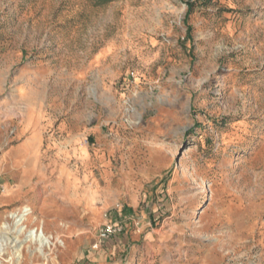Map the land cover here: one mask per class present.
<instances>
[{
  "label": "rangeland",
  "instance_id": "obj_1",
  "mask_svg": "<svg viewBox=\"0 0 264 264\" xmlns=\"http://www.w3.org/2000/svg\"><path fill=\"white\" fill-rule=\"evenodd\" d=\"M0 162V264H264V0H0Z\"/></svg>",
  "mask_w": 264,
  "mask_h": 264
},
{
  "label": "crops",
  "instance_id": "obj_2",
  "mask_svg": "<svg viewBox=\"0 0 264 264\" xmlns=\"http://www.w3.org/2000/svg\"><path fill=\"white\" fill-rule=\"evenodd\" d=\"M0 164H2V162H0ZM1 167H2V165H0V169H1ZM18 168L20 171V168H25V167L20 165V164L15 163L13 165L12 169L17 171ZM25 169H29V168H25ZM31 171H34L33 168H30L29 172L31 173ZM27 177H29V176L24 175V178H27ZM9 198L10 197H8V196H0V207L6 202V200H9ZM94 201H95L94 196H88L87 201L81 202V204L77 205L76 207H77V209H80L82 206L83 209H87L91 213H96V210L94 207L95 206ZM88 204H90V205H88ZM1 220H2V213L0 212V223L2 224ZM94 241H95V239H94ZM94 241L92 242L90 247L87 249L85 257H84V259L86 261H88V264H119V262H121L122 256H120V255L125 250V244H124L125 241H123L119 238H114V239L110 240L109 242H107L106 245L101 250H99L97 252H94L91 249ZM113 259L114 260L116 259L117 261H114V263H109V261H111Z\"/></svg>",
  "mask_w": 264,
  "mask_h": 264
},
{
  "label": "bare ground",
  "instance_id": "obj_3",
  "mask_svg": "<svg viewBox=\"0 0 264 264\" xmlns=\"http://www.w3.org/2000/svg\"><path fill=\"white\" fill-rule=\"evenodd\" d=\"M32 210L29 208H24L20 213H15L11 216V218L15 221V224L18 228V232H24L28 229L27 227V219L31 215ZM2 230L0 231V235L3 234V230H8V224L2 225ZM4 237V236H3ZM31 237L35 238V241H39L41 245V250L45 247L52 248L55 244L49 240V237L47 238L44 232L43 227L34 228L31 230ZM16 244V243H15ZM43 254V251L41 252Z\"/></svg>",
  "mask_w": 264,
  "mask_h": 264
},
{
  "label": "built area",
  "instance_id": "obj_4",
  "mask_svg": "<svg viewBox=\"0 0 264 264\" xmlns=\"http://www.w3.org/2000/svg\"><path fill=\"white\" fill-rule=\"evenodd\" d=\"M126 228L122 221L107 220L97 231L95 241L92 245V251L97 252L101 250L107 242L114 238H119L125 234Z\"/></svg>",
  "mask_w": 264,
  "mask_h": 264
},
{
  "label": "trees",
  "instance_id": "obj_5",
  "mask_svg": "<svg viewBox=\"0 0 264 264\" xmlns=\"http://www.w3.org/2000/svg\"><path fill=\"white\" fill-rule=\"evenodd\" d=\"M187 5H188V7H189V12H188V14H190V13L193 11V8H192V6L189 5V3H188Z\"/></svg>",
  "mask_w": 264,
  "mask_h": 264
}]
</instances>
